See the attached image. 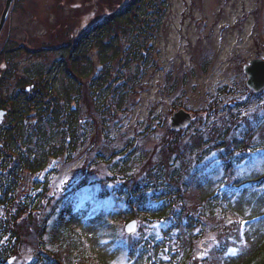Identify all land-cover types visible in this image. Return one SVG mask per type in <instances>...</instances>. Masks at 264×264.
<instances>
[{
    "label": "trees",
    "instance_id": "obj_1",
    "mask_svg": "<svg viewBox=\"0 0 264 264\" xmlns=\"http://www.w3.org/2000/svg\"><path fill=\"white\" fill-rule=\"evenodd\" d=\"M166 3L108 0L104 18L83 30L67 29L55 47L30 51L5 38L0 47V112H5L0 264L24 257L30 259L22 264H115L124 251L128 264H264V172L242 178L236 171L252 154L261 151L264 158V112L242 111L260 95L250 93L227 116L214 110L215 120L210 124L206 116L205 125L192 132L166 128L152 156L132 138L118 149L109 137V128L120 116L117 122H123L130 98L155 68L150 42ZM23 56L35 62L19 73L17 60ZM201 68L208 69L206 63ZM175 85L176 80L169 86L171 95ZM99 132L103 144L94 136ZM89 138L100 147L87 150L80 179L52 199L45 188L32 202L20 187L26 175L45 172L52 160L73 162ZM218 168L223 177L214 182ZM230 183L238 191L229 189ZM91 186L114 202L111 211L92 210L89 202L81 206L83 190ZM219 187L229 190L220 206L214 198ZM135 219L139 235L124 236L119 228ZM242 222L243 246L237 235ZM74 228L83 231L82 240ZM210 234L214 238L206 240ZM232 248L242 254L230 257Z\"/></svg>",
    "mask_w": 264,
    "mask_h": 264
},
{
    "label": "rangeland",
    "instance_id": "obj_2",
    "mask_svg": "<svg viewBox=\"0 0 264 264\" xmlns=\"http://www.w3.org/2000/svg\"><path fill=\"white\" fill-rule=\"evenodd\" d=\"M4 1L0 0V4L4 5ZM18 1V4L15 1V11L10 12V21L0 29V47L7 43V37L8 41L30 51L55 47L59 42L57 38L63 37L67 29L83 30L108 14V7L103 6L108 0ZM115 1L125 4L130 0ZM166 6L154 44L157 67L150 69L143 78L142 87L130 98L129 111L123 122H117L120 116L108 133L118 149L123 147L125 140L132 138L150 156L161 144L166 127L179 108L194 114L197 122L191 125L195 129L205 125L200 124L205 114L211 119L214 115L212 108L227 116L225 109L231 103L246 101V68L253 62L264 61V40L261 39L264 34V0H167ZM90 57L96 61L94 54ZM34 62L21 57L17 60L19 73ZM205 63L208 69L202 72ZM175 80L176 90L171 95L167 91ZM262 101L260 104L251 102L242 109L243 113L258 115L264 112V97ZM258 108L259 112H256ZM216 118L219 119L218 115ZM212 120L215 119L212 118L210 124ZM94 136L99 144V135ZM97 145L96 139L92 144L89 138L73 156V162L67 165L63 159L51 161L45 173L26 176L21 189L31 196L34 181L42 185L48 179L49 195L59 193L63 187L79 179L78 170L87 158V150ZM249 160L250 163L240 166L239 175L261 174L264 159L251 155ZM218 172L219 177L222 173ZM92 188L86 190L85 199L91 198ZM35 191L40 193L42 190L39 187ZM101 207L109 209L111 203L103 201ZM122 229L121 226L120 232ZM213 238L210 234L206 240ZM24 258L18 261L19 264L30 259ZM125 261L122 254L115 264H127ZM18 262L14 260L11 264Z\"/></svg>",
    "mask_w": 264,
    "mask_h": 264
},
{
    "label": "water",
    "instance_id": "obj_3",
    "mask_svg": "<svg viewBox=\"0 0 264 264\" xmlns=\"http://www.w3.org/2000/svg\"><path fill=\"white\" fill-rule=\"evenodd\" d=\"M13 0H6L4 12L0 16V29L6 22V18L9 13L10 6ZM245 74L248 75L246 85L249 86L255 92L261 91L264 89V62L257 61L253 62L250 67L246 68ZM3 112H0V122L2 120ZM190 117L183 113L182 111L173 114V117L170 119V128L171 130L184 129L190 123ZM130 229L133 228V224L129 226Z\"/></svg>",
    "mask_w": 264,
    "mask_h": 264
},
{
    "label": "snow or ice",
    "instance_id": "obj_4",
    "mask_svg": "<svg viewBox=\"0 0 264 264\" xmlns=\"http://www.w3.org/2000/svg\"><path fill=\"white\" fill-rule=\"evenodd\" d=\"M246 222H243L242 223V225H241V229H243V225L245 224ZM240 235H241V238L243 237V231L241 230V233H240ZM241 243H243V239H241ZM229 251L233 254V255H235L236 253H237V249H235V248H232V249H229Z\"/></svg>",
    "mask_w": 264,
    "mask_h": 264
}]
</instances>
